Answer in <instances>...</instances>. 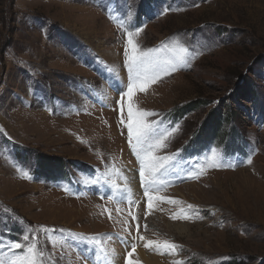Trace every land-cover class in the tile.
<instances>
[{
	"label": "rangeland",
	"instance_id": "1",
	"mask_svg": "<svg viewBox=\"0 0 264 264\" xmlns=\"http://www.w3.org/2000/svg\"><path fill=\"white\" fill-rule=\"evenodd\" d=\"M137 27L140 50L161 60L174 55L164 46L189 48L188 63L137 91L133 104L155 112L146 119L163 121L161 132L179 125L157 151L175 155L170 169L199 161L205 171H184L177 184L163 172L154 195L167 199L150 214L139 200L130 212L140 234L181 247L161 254L137 239L132 259L146 264L140 255L152 251V264H264V0H0V242L25 245L0 248L3 264L32 243L43 253L36 264H83L84 251L100 249L82 237L96 234L126 264L114 233L127 236L132 219L98 185L122 183L118 169L137 185L140 160L120 122L127 97L123 112L117 104L130 77L126 33ZM243 85L250 99L236 97ZM212 150L222 166L207 167ZM132 192L137 200L138 186ZM180 209L190 218L173 219Z\"/></svg>",
	"mask_w": 264,
	"mask_h": 264
},
{
	"label": "snow or ice",
	"instance_id": "2",
	"mask_svg": "<svg viewBox=\"0 0 264 264\" xmlns=\"http://www.w3.org/2000/svg\"><path fill=\"white\" fill-rule=\"evenodd\" d=\"M164 11H168L165 9ZM163 14V13H161ZM120 27L124 28V22H120ZM142 28L137 27L135 31H127V44L125 48V64L128 68L130 74L129 83L127 85V90L121 93L120 100L117 101L121 112L125 107V97H127V121L124 120L123 116L121 117V123H126L127 135L129 146L131 147L133 153L140 160L139 168V177L141 186L143 188L144 197L147 198V209L148 212L145 215L150 214L154 204V200H166V197L154 195L162 187H164V182L159 179L164 171L170 166L171 162L175 159V155H157L159 149H163L167 146V140L173 135L174 132L178 131L179 125L175 128L165 129L160 131V125L163 121L157 120H148L147 117L157 115L155 112L150 110H143L136 107L133 104L134 94L139 92H145L150 84L158 82L164 76L170 75L172 72H175L179 69L180 66L188 63L187 54L189 48L186 46H179L164 48L159 51H168L172 52L174 55L168 57L164 60L154 56V49H145L140 50L139 45L135 42L134 37H137ZM207 159V167H220L222 166L218 163V150H212L210 158ZM249 164L252 162L249 158L247 161ZM119 171V170H117ZM205 167L199 164V161L196 164L192 165V170H190V178H198L199 174H203ZM25 178L27 174L25 173ZM126 179V177H125ZM112 186L116 189L117 192H123L124 196L120 197L121 200L127 198L128 203H138L133 201L130 196V189L124 188L121 189L119 185L112 182ZM103 198V197H102ZM171 203H181L180 201H170ZM99 207V206H98ZM189 210L196 211L195 206L188 205ZM119 212L120 209L118 208ZM129 216L132 220L138 221V217L132 212H129ZM111 218V216L109 217ZM173 219L183 218L189 219V213L185 209H180L179 213L172 216ZM125 225L128 224V221H124ZM144 228H147V225H144ZM41 230L47 232V229L41 226ZM125 231L128 233L127 236H121L120 241L126 246L130 245L131 251L127 252L126 264H139L138 261L133 260V254L136 252L137 248V239L139 241H144V247L150 248L153 250L160 251L161 254H176L180 245H177L169 240H146V238L140 234V225L136 224L137 235L132 236L128 228H125ZM34 234L38 237L39 233L33 229ZM120 236L119 233H117ZM24 241H28L30 237L24 235L22 238ZM85 241L93 243L97 248L104 253L108 264H115V249H107L99 238V234L92 236L82 237ZM6 247L10 250H21L25 247L21 242H0V248ZM27 256H16L12 259L9 264H36L38 256L42 258L43 253L39 251L38 244L32 243L27 245ZM3 264V262H0ZM175 264H183V261H176Z\"/></svg>",
	"mask_w": 264,
	"mask_h": 264
},
{
	"label": "bare ground",
	"instance_id": "3",
	"mask_svg": "<svg viewBox=\"0 0 264 264\" xmlns=\"http://www.w3.org/2000/svg\"><path fill=\"white\" fill-rule=\"evenodd\" d=\"M118 170H119L118 171L119 173H122V178H123L122 179L123 182L117 184V185L120 186L121 189H124V188L127 187L131 191L133 188H135V186L137 187L136 183L134 182L135 179H134V175L132 174V171L131 170H129V171L128 170L125 171L124 169H121V170L118 169ZM125 177H126V179H125ZM120 193L122 194L123 192H120ZM154 254H153L152 251H150L146 255L141 254L140 255L141 256L140 258L141 259H144V261H145L146 264H148V263L152 264L153 263V259L155 258Z\"/></svg>",
	"mask_w": 264,
	"mask_h": 264
},
{
	"label": "trees",
	"instance_id": "4",
	"mask_svg": "<svg viewBox=\"0 0 264 264\" xmlns=\"http://www.w3.org/2000/svg\"><path fill=\"white\" fill-rule=\"evenodd\" d=\"M254 94V91H253V88H251V87H249V86H247V85H243V86H240V88H239V90L237 91V93H236V97L238 98V99H242V100H247V99H250V97L252 96ZM219 105V103L217 104V106ZM177 109H179V110H182V111H187V110H189V106H183V107H181V108H177ZM218 112V109H215L214 110V112H213V114H216ZM218 114V113H217ZM214 117V116H213ZM220 119H219V117H217L216 118V120L215 121H210L211 122V129H212V131L214 132L215 130L217 131L218 130V127H219V125H220V121H219ZM215 123H216V126H214L215 125ZM215 129V130H214ZM202 133H200V135H201ZM209 135H211V133H209V132H207L206 134H204V136H209ZM212 136V135H211ZM208 138H210V137H208ZM207 138V139H208Z\"/></svg>",
	"mask_w": 264,
	"mask_h": 264
}]
</instances>
